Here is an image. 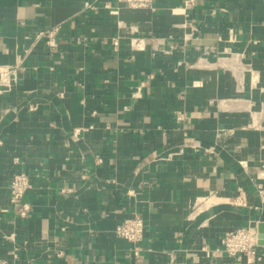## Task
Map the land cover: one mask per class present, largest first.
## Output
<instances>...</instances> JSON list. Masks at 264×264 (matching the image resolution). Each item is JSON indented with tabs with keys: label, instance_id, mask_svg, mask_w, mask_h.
<instances>
[{
	"label": "crops",
	"instance_id": "crops-1",
	"mask_svg": "<svg viewBox=\"0 0 264 264\" xmlns=\"http://www.w3.org/2000/svg\"><path fill=\"white\" fill-rule=\"evenodd\" d=\"M188 1L0 0V65L23 67L0 92V259L237 264L212 251L264 221V0ZM58 26L51 49L38 34ZM19 172L33 181L24 219L9 199ZM134 214L138 245L115 233Z\"/></svg>",
	"mask_w": 264,
	"mask_h": 264
},
{
	"label": "built area",
	"instance_id": "built-area-1",
	"mask_svg": "<svg viewBox=\"0 0 264 264\" xmlns=\"http://www.w3.org/2000/svg\"><path fill=\"white\" fill-rule=\"evenodd\" d=\"M154 0H116L114 6L110 8L118 13L122 7L126 8H145L154 10ZM195 4V0H189L187 6L190 8ZM60 27H55L41 31L38 34V38H45V44L51 48L55 49L57 47V36ZM114 44L118 45V38L114 39ZM145 37L135 36L131 39V46L136 50L144 49ZM233 55V54H232ZM239 57V54L235 55ZM21 63L16 65H0V92L11 91L16 83L20 79V72L22 69ZM153 75H151V78ZM187 116L181 112L179 109L177 119L178 121L186 122ZM187 143L179 148L178 151L173 153H168L167 158H171L174 154H182L185 151ZM33 188V181L29 173L19 172L16 173L9 185V199L11 203V212H13L15 218H27L32 212L33 205L27 199V195ZM259 190L262 195H264V184H260ZM243 192L240 189V195L236 196L233 200V204L244 203ZM146 232V222L144 218L139 214L130 215L125 217L120 221L115 227V233L118 239L129 241L138 245L145 236ZM5 237L16 240V233L6 234ZM259 247V236L258 229L256 225L241 226L234 230L227 231L222 238V246L217 248L212 253H226L228 256L234 258L237 264H252L259 258L258 254ZM139 246L135 248V255H139ZM202 250L206 255H211V250L207 249L206 246L202 247ZM12 259L17 261L19 259V247L15 246L9 252ZM58 257L65 255L63 250L56 251ZM246 257V261H244ZM0 264H9L8 260L0 259ZM169 264H179L176 255H172Z\"/></svg>",
	"mask_w": 264,
	"mask_h": 264
},
{
	"label": "water",
	"instance_id": "water-1",
	"mask_svg": "<svg viewBox=\"0 0 264 264\" xmlns=\"http://www.w3.org/2000/svg\"><path fill=\"white\" fill-rule=\"evenodd\" d=\"M259 244H264V221H260L257 225Z\"/></svg>",
	"mask_w": 264,
	"mask_h": 264
},
{
	"label": "rangeland",
	"instance_id": "rangeland-1",
	"mask_svg": "<svg viewBox=\"0 0 264 264\" xmlns=\"http://www.w3.org/2000/svg\"><path fill=\"white\" fill-rule=\"evenodd\" d=\"M235 58H238V57H233L232 59H235Z\"/></svg>",
	"mask_w": 264,
	"mask_h": 264
}]
</instances>
